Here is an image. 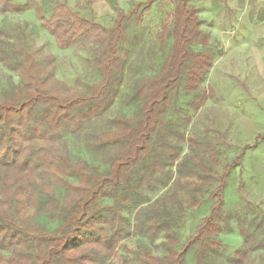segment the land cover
<instances>
[{
  "label": "trees",
  "instance_id": "trees-1",
  "mask_svg": "<svg viewBox=\"0 0 264 264\" xmlns=\"http://www.w3.org/2000/svg\"><path fill=\"white\" fill-rule=\"evenodd\" d=\"M82 1L77 0V8L92 6V0ZM27 7L0 0V13ZM197 12L188 0H178L167 16L174 19L170 56L157 76L135 88L138 110L109 119L108 131L88 135V148L109 165L103 172L87 160L73 159L66 139L105 114L119 95L128 61L121 52L128 16L121 11L115 25L107 27L67 1H59L50 16L39 12L41 26L58 48L78 42L97 46L101 79L85 88L63 82L51 57L40 61L20 44L14 45L13 56L1 57L20 82L0 95V264H107L136 236L162 238L163 253L138 245L129 250L128 264H186L192 250L197 264H218L220 235L232 228L231 213H223V190L246 149L223 163L217 144L187 136L166 119L182 91L194 95L195 110L210 94L202 87L209 53L192 51L198 43L193 38L207 36L198 27ZM218 140L225 142V135L219 133ZM103 199L113 203L102 205ZM206 199L214 201L210 213L182 242L185 214ZM254 206L247 201L246 212L237 217L243 243L226 264H254V254L264 252V210ZM43 217L58 226L50 230Z\"/></svg>",
  "mask_w": 264,
  "mask_h": 264
},
{
  "label": "rangeland",
  "instance_id": "rangeland-1",
  "mask_svg": "<svg viewBox=\"0 0 264 264\" xmlns=\"http://www.w3.org/2000/svg\"><path fill=\"white\" fill-rule=\"evenodd\" d=\"M18 1L28 3V7L19 13H0V95L2 89L20 82L18 73L9 69L1 58L13 56L15 44L30 50L40 61L51 57L57 77L68 85L85 88L101 79L97 46L78 42L67 49L58 48L54 37L41 26L40 11L50 16L59 1H67L75 10L107 27L115 25L121 11L128 16L124 20L128 35L121 44V52L128 61L119 95L105 114L93 120L83 132L66 139L73 159L87 160L91 165L100 166L102 172L106 171L109 165L88 148V135L106 132L110 129L109 119L131 116L138 110L135 88L157 76L170 56L174 44V19L167 16L178 0H153L152 3L151 0H92V6L83 9L77 8V0ZM85 3L83 0L82 4ZM188 5L197 8L201 21L198 27L207 35L205 39L199 35L193 38L198 43L192 45V51L195 55L209 53L204 64L205 71L209 72L202 87L210 94L202 107L195 110L192 107L194 95L182 91L166 119L181 126L187 136L217 144L223 163L246 149L242 165L232 171L223 190V213H231L232 228L220 235L223 247L217 263L226 264L228 257L243 243L237 217L246 212V202L254 201L257 203L254 210H264V29L245 17L243 20L241 12L227 8L212 11L208 0H188ZM168 24L169 28L164 32ZM219 133L225 135V142L218 140ZM218 171L222 172V166ZM162 192L152 194V198L156 199ZM112 203V199L101 201L102 205ZM213 204L212 199H206L200 207L185 214L179 227L182 242L210 213ZM126 214L132 217L130 210ZM42 221L50 230L59 224L47 217ZM161 242L162 238L133 237L126 247H122L121 254L107 264L130 263L133 254H128L129 250L138 245L147 247L154 254H162ZM195 252H189L186 264H197ZM253 257L254 264H260L264 252L255 253Z\"/></svg>",
  "mask_w": 264,
  "mask_h": 264
},
{
  "label": "crops",
  "instance_id": "crops-1",
  "mask_svg": "<svg viewBox=\"0 0 264 264\" xmlns=\"http://www.w3.org/2000/svg\"><path fill=\"white\" fill-rule=\"evenodd\" d=\"M208 5L212 11L241 12L242 19H248L252 23L259 24L264 29V0H208Z\"/></svg>",
  "mask_w": 264,
  "mask_h": 264
}]
</instances>
